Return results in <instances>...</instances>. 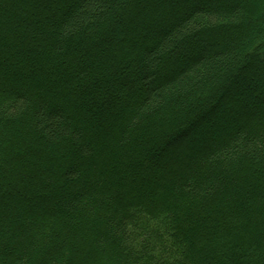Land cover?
I'll list each match as a JSON object with an SVG mask.
<instances>
[{
	"label": "trees",
	"instance_id": "16d2710c",
	"mask_svg": "<svg viewBox=\"0 0 264 264\" xmlns=\"http://www.w3.org/2000/svg\"><path fill=\"white\" fill-rule=\"evenodd\" d=\"M260 12L0 0V264H264V63L241 64L263 56ZM100 44L114 50L96 68ZM223 110L232 129L219 137Z\"/></svg>",
	"mask_w": 264,
	"mask_h": 264
},
{
	"label": "rangeland",
	"instance_id": "374dc122",
	"mask_svg": "<svg viewBox=\"0 0 264 264\" xmlns=\"http://www.w3.org/2000/svg\"><path fill=\"white\" fill-rule=\"evenodd\" d=\"M198 1V4H202V5H204V6H212L213 4H215V5H217L218 7H224V8H228V1L229 0H197ZM232 2H236L237 4H244V6L245 7H248L251 3H256L257 4V6H258V9H260V16L259 17H264V0H232ZM127 7H125L124 9H126ZM181 11V10H180ZM179 11V13L178 14H180V13H182V11L180 12ZM252 13V17H256V13L254 12V11H251ZM250 13V12H249ZM248 13V11H247V13L245 14V18H248L249 16H251L250 14ZM141 18H143L144 19V12H142V13H140L139 15H133V16H131V19H130V21H128L129 22V25H128V27H126V30L124 29V28H121V30H120V28H118V31L116 32V34H117V36L121 39V38H123V37H125V36H127L128 35V31L131 29V28H134L135 26H136V24L138 23L137 21L140 19V21L142 20ZM115 19H119V15H110V16H108V18H107V20H106V22H107V24H109V23H111V22H113V20H115ZM160 19L162 20V18L160 17ZM162 21H164L166 24H165V26H164V28L165 29H169L170 27H171V25H172V21L171 20H162ZM261 29H263V27H262V25H261ZM141 31V30H140ZM150 37H149V40L150 41H154L155 39H153V38H157V33H155V35H149ZM83 38V36H80V37H77V38H75L73 41H80V39H82ZM118 38V39H119ZM192 41H193V39H192V37H190V38H188L187 40H186V42H184V44L181 46V47H179L178 49H177V51H175L176 53H178V52H180V50H182V48H183V50L181 51L182 52V55L183 56H181V57H187L188 56V54H189V51H186L187 50V47H189V46H191L193 43H192ZM225 45V43L223 42V41H219V46L220 47H223ZM104 45H102V44H100L99 46H97V47H91L92 49V51L90 52V55H92L93 57H94V59L93 60H91V64H92V66H95L96 68L98 67V64H99V62H101L102 61V59H103V57L102 56H104V54H105V52L106 51H108L109 52V50L110 51H112L113 52V47L114 46H112V45H109V47L108 46H105V47H103ZM212 47L213 48V46L212 45H209V47ZM213 49H215V48H213ZM135 50H137V49H135ZM192 51V53L194 52L195 54H202V52L204 53V50H202V49H198V50H195V49H191ZM131 51H133V50H131ZM131 51H127V53H125V59H127V61H128V63H126V62H124L123 63V65H121L120 66V71L122 72V73H127V72H129L130 70H131V68H133V66L135 67V65H130V61H131V57H135V54H133ZM137 52H139V50L137 51ZM106 55V54H105ZM174 54H172L171 56H170V58L173 56ZM258 56L259 57H257L258 58V60H254V61H252V60H250V59H248L247 60V58L245 59L244 58V60L242 61V69L244 70V72L245 73H250V72H252V71H254L255 70V67L258 65V63H261V62H263L264 63V53H263V56H262V54L260 53V54H258ZM181 57H180V59H181ZM82 59H84V60H89L87 57H84V58H82ZM175 59V58H174ZM259 61V62H258ZM111 62V61H110ZM132 63H133V61H132ZM240 64V65H241ZM107 67V69H105ZM169 66H168V64L167 63H164V65H163V70L164 71H170V67L168 68ZM99 69H101V74L103 75L104 73H106L107 71H108V66H106V65H103V67H99ZM169 69V70H168ZM239 69V67L236 69V70H238ZM237 72V71H236ZM105 75V74H104ZM101 76V75H100ZM230 78V77H229ZM228 78V79H229ZM253 81H249V85H256L258 82V80H257V78H253L252 79ZM15 83V82H14ZM115 83V82H114ZM245 84H246V82H245ZM248 84L247 85H245L246 87H248L249 86ZM116 87V86H115ZM114 87V88H115ZM250 88V87H249ZM116 89V88H115ZM53 93H56V91H53ZM122 93H123V91H122V89H120L119 87L117 88V90H115L114 91V94H115V96H119V97H121V95H122ZM230 95V94H229ZM237 97L238 96V93H235V95H234V97ZM216 100V97L214 98V101ZM115 102V101H114ZM114 102H112L113 104V112H115V113H120L121 112V110L122 111H124V109H122L121 107H119V105H118V103H114ZM195 102V101H194ZM193 101H191L190 102V104H193L194 103ZM196 102H198V101H196ZM106 103V101H103L102 102V104H105ZM187 104H188V102H187ZM66 105L65 104H63V107H65ZM179 108H180V106H174V112H176L177 110H179ZM76 109V108H75ZM99 109V106H94L93 107V111H97ZM73 109H71V111H72ZM78 110V109H77ZM133 110L131 109V107L130 108H125V113L127 114V115H129L131 112H132ZM160 111H162V108L161 109H159L157 112H156V114H159L160 113ZM180 111V110H179ZM223 113V115L221 116V117H223L224 118V120H223V124L221 125V127H220V134L218 135L219 137H221V135H223L227 130H229V129H232V126H230V124H231V122L230 121H228L227 119H225L226 118V115H224V113H225V110H223L222 111ZM167 113V111H164V114H166ZM219 119V120H218ZM217 119V116L216 117H213V119H211L210 121H207L208 123V126L207 125H203V126H201V127H199V129H196V131H195V133L194 134H199V133H201V136L203 135L204 136V134H202V133H204L205 132V130L209 127V126H212V125H216V123L219 121L220 122V118H218ZM212 120H214V122H213V124L211 123V121ZM123 122L125 121L124 119L122 120ZM148 128H151V126H149ZM147 128V129H148ZM144 135V134H143ZM143 137V139H139L138 137L137 138H135V140H136V142H135V144H138V140H139V143H140V141L141 142H143V144H144V142H146L145 140V136H142ZM168 153H169V151H167V152H164V154H167L168 155ZM113 156V155H112ZM151 186V185H150ZM166 258H168V257H166ZM169 259V258H168Z\"/></svg>",
	"mask_w": 264,
	"mask_h": 264
}]
</instances>
